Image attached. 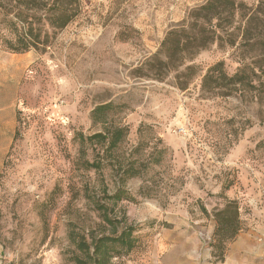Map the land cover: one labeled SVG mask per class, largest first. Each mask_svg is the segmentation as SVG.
<instances>
[{
	"label": "rangeland",
	"instance_id": "1",
	"mask_svg": "<svg viewBox=\"0 0 264 264\" xmlns=\"http://www.w3.org/2000/svg\"><path fill=\"white\" fill-rule=\"evenodd\" d=\"M207 1L80 0L62 29L35 21L48 42L21 52L3 42L12 35L0 15V264H83L73 236L90 241L113 229L87 187L111 203L103 185L113 191L121 176L79 169L75 139L102 130L91 113L108 102L130 127L125 157L142 122L169 148L161 164L148 160L150 148L135 154L150 166L127 180L133 198L115 212L119 228L135 227L136 245L112 263L264 264V0H236L213 19L216 38L161 78L148 61ZM219 61L229 74L244 67L246 86L204 90L203 75ZM226 198L238 201L242 229L220 251L215 213Z\"/></svg>",
	"mask_w": 264,
	"mask_h": 264
},
{
	"label": "trees",
	"instance_id": "2",
	"mask_svg": "<svg viewBox=\"0 0 264 264\" xmlns=\"http://www.w3.org/2000/svg\"><path fill=\"white\" fill-rule=\"evenodd\" d=\"M12 6L0 5V15L5 22L12 37H4L3 42L14 51H27L32 47L37 48L40 44H47V39L42 38V33H34L32 25L35 21L41 23L44 20L50 26L62 29L71 22L80 11V0H14ZM21 3L22 5H19ZM236 8V0H208L193 11L191 25L185 24L174 27L168 31L161 43V47L148 61L154 75L161 78L170 70L184 65L185 60L206 48L210 40H214L217 34L218 24L213 22L214 18L220 19L224 12L232 13ZM48 36V33H46ZM193 66H187V70L193 71ZM191 73V72H190ZM191 73V74H192ZM245 68L229 74L223 61L210 66L202 78L204 90L221 89L231 92L233 89H241L247 84ZM180 88H186L187 82L179 81ZM229 90V91H228ZM118 106L114 103H102L97 105L91 113L94 124L102 126V130L91 134L78 131L75 139L78 141L79 155L77 166L79 169L94 170L102 178L104 167L110 168L121 179L110 191L109 185L104 183L103 189L106 198L111 203L93 199L87 187V196L94 203L95 209L100 213L103 222L112 226L113 229L99 235H91L89 241L85 237L77 240L73 236L78 249L83 252L84 258L76 257L77 262L83 264H114L112 258L131 252L136 240L134 236L135 227L124 224L118 227L119 218L115 212V205L124 199H132L130 191L126 188L129 178L144 177L145 170L150 163L140 159L138 155L147 153L148 160L155 164H161L169 151L164 145L162 137L154 133L153 126L141 123L138 127L139 141L133 147L129 159L125 157L123 144L126 142L130 127L116 119ZM91 152V157H89ZM135 154H138L137 156ZM128 159L125 165L124 161ZM145 168H143V166ZM144 188V185L141 187ZM144 194V191H143ZM239 204L235 199L226 198L225 205L215 213L216 229L214 233V247L223 251L226 244L233 240L242 229ZM124 221L127 220L125 213ZM121 250V251H119Z\"/></svg>",
	"mask_w": 264,
	"mask_h": 264
}]
</instances>
